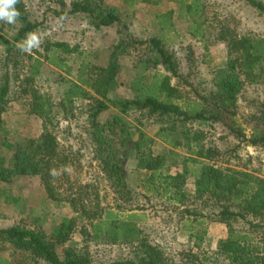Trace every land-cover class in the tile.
I'll return each mask as SVG.
<instances>
[{
  "label": "trees",
  "instance_id": "1",
  "mask_svg": "<svg viewBox=\"0 0 264 264\" xmlns=\"http://www.w3.org/2000/svg\"><path fill=\"white\" fill-rule=\"evenodd\" d=\"M246 1L264 12L263 0ZM178 2L182 7L179 16L190 21V35L206 48L216 43L225 44L226 60L215 70L214 90L190 96L181 86L189 82L180 72L177 57L166 47L164 37L157 34L140 40L125 33L113 44L106 64L87 57L83 60L79 67L81 82L89 88L72 81L55 100L49 92L35 85L36 76L44 73L47 66L56 74L68 71L70 55L78 53L79 47L64 41H50L44 46V54L36 58L37 63L32 65L23 88V93L30 97L31 113L42 120V132L26 138L18 149L11 141L12 131L4 118L11 103L10 66L11 62L13 67L19 65L18 55L22 51L17 45L28 33L34 32L39 23L30 18L23 0L16 5L21 13L16 34L13 38L0 34L6 48L3 64L6 69L0 75V181L21 176L39 177L47 200L66 202L73 213L57 217L50 233L42 226L0 228V242L48 264H100L93 261L87 243L74 240V234L79 231L84 241L127 245L132 253L131 264H192L186 257L194 258L193 264H204L193 250L179 261L169 257L141 228L139 222L143 215L137 209L142 208L134 205L135 188L127 180L125 164L127 150H134L137 168L146 172L142 182L146 196L183 207L197 199L213 201V220L228 226V235L220 240L216 253L228 261L227 264H264V176L248 168L218 165L223 156L221 149L208 141L204 130L189 126L196 121L222 124L240 143L264 149V102L246 120H240L239 116V100L246 84L259 83L264 87V42L241 35L223 21L203 20L202 0ZM69 5L68 13L84 15L96 30L114 24L127 28L121 24L120 8L108 0H71ZM174 14V10L159 14L160 24L172 28ZM134 52L139 57L143 54L144 58L139 66L136 64L137 71L129 85L133 95H118L120 58ZM173 78L181 80L177 83ZM62 79L61 76L57 80ZM77 109L84 111L85 131L94 145V158L117 197L113 204L104 196L99 183L84 180L74 173V152L60 142L54 131L60 121L75 118ZM136 111L157 119L161 125L157 137L170 148L156 154L153 136L141 129L137 130L138 136H134L133 126L126 116ZM115 142H119L123 150ZM178 147L186 148V153L178 152ZM8 152L12 153L10 164ZM194 165L198 169L195 192L190 193L186 186L189 177L194 175ZM51 170H56L58 175H50ZM126 202L129 203L126 205ZM185 212L194 215V210L186 208ZM239 220L250 224L249 232L237 230L234 224ZM0 264H11V261L0 255ZM211 264L222 263L213 261Z\"/></svg>",
  "mask_w": 264,
  "mask_h": 264
},
{
  "label": "rangeland",
  "instance_id": "2",
  "mask_svg": "<svg viewBox=\"0 0 264 264\" xmlns=\"http://www.w3.org/2000/svg\"><path fill=\"white\" fill-rule=\"evenodd\" d=\"M23 1L29 10L30 18L39 23L34 32L39 34L41 43L30 53L20 52L18 55L19 65L13 67V62H11L10 66L11 103L8 111L4 113V118L12 131L10 137L16 149L23 145L26 138L37 136L42 132V120L31 113L30 97L23 93V88L24 80L30 75L32 65L37 63L36 58H40V54H44V46L50 41H64L71 46L79 47L78 53L70 55L68 71L56 74L50 72L47 66L43 70L47 73L44 72L36 76L35 85L41 90L49 92L55 100L62 96L72 81L79 82L83 87L89 88L81 82L82 76L79 67L83 60L87 57L94 62L106 64L113 44L125 33L138 37L140 40L157 34L164 37L166 47L177 57L180 72L189 82V85L182 83L181 86L190 93V96H195L196 93L206 94L208 91L214 90L215 70L226 60L224 43H216L206 48L203 42L188 33L190 21L179 16L182 11L179 0H108L120 8L121 24L127 28L114 24L98 30L88 24L84 15L68 13L71 0ZM202 1L204 3L203 20L205 19L209 23L223 21L234 27L241 35L250 37L256 42H264V12H260L246 0ZM168 10L175 11L172 28L163 27L158 19L159 14ZM18 28L17 20L14 24L0 22V34L8 38H13ZM140 55L139 57L138 53L134 52L133 55L121 56L122 68L117 77V83L120 85L116 91L118 95L129 97L133 95L129 85L137 71L136 64L139 66L140 60L144 58L143 54ZM5 56L6 48L0 41V75L6 69L3 65ZM61 76L63 79L58 81L57 79ZM173 80L178 83L181 79L173 78ZM262 102H264L262 84H246L239 100L240 120H246L248 115ZM76 113L75 118L60 121L54 131L60 142L74 152V173L84 180L99 183L102 193L113 204L117 201V197L109 188L108 182L104 178V174L100 172L94 158V145L85 131L84 111L77 109ZM126 117L133 126L135 137L139 134L137 130L141 129L155 138L153 149L156 154L164 152L165 148H170L157 137L161 125L155 117L138 111ZM189 126L204 130L208 141L213 142L221 149L223 156L217 163L218 165L240 169L248 168V170L264 176V149L262 147L240 143L222 124L207 125L196 121ZM247 133L250 135L249 129ZM115 144L123 150L119 142H115ZM176 150L186 153L184 147H178ZM127 154L125 162L127 180L135 188L134 205L142 208L137 209V212L143 215V220L139 224L149 240L153 244L161 246L169 257L177 261L181 260L183 255L186 257V254L193 250L197 252L200 262L204 264H211L213 261L227 264L228 261L223 260L216 251L219 248L220 240L228 235V226L224 222L213 220V211L215 210L213 201L197 199L194 203H188L183 207L152 195L146 196L142 187L146 172L137 168L134 150H127ZM11 156L12 153L8 152L7 161L9 164ZM192 170H194V175L189 177L186 186L190 193L195 192L197 165L192 166ZM17 198L21 200L14 201ZM186 208L194 210V215L187 214ZM72 213L68 203L47 200L39 177L21 176L9 181H0V228L13 225L42 226L50 233L52 225L56 219L58 220L57 217L70 216ZM191 225H194L193 230H191ZM234 226L242 232H249L251 229L246 220H239ZM74 240L89 245L94 262L131 264L129 260L132 258V253L125 244L95 240L84 241L83 235L79 231L74 234ZM59 252L62 256L61 247ZM0 255L10 259L11 264H48L37 261L29 253L16 250L2 242H0ZM186 258H190L188 260L192 264L195 262L192 257Z\"/></svg>",
  "mask_w": 264,
  "mask_h": 264
},
{
  "label": "clouds",
  "instance_id": "3",
  "mask_svg": "<svg viewBox=\"0 0 264 264\" xmlns=\"http://www.w3.org/2000/svg\"><path fill=\"white\" fill-rule=\"evenodd\" d=\"M20 3V0H0V22L6 24H14L20 17L21 13L16 8V5ZM41 43V39L38 33L30 32L27 34L24 41L19 43L17 47L22 52H31L33 48H38ZM50 175L57 176L56 170H51Z\"/></svg>",
  "mask_w": 264,
  "mask_h": 264
},
{
  "label": "crops",
  "instance_id": "4",
  "mask_svg": "<svg viewBox=\"0 0 264 264\" xmlns=\"http://www.w3.org/2000/svg\"><path fill=\"white\" fill-rule=\"evenodd\" d=\"M227 236L225 235L223 238H226Z\"/></svg>",
  "mask_w": 264,
  "mask_h": 264
}]
</instances>
